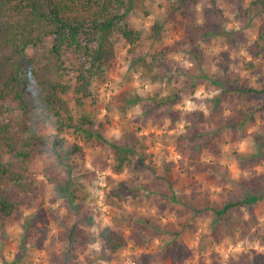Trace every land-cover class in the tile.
<instances>
[{
    "label": "rangeland",
    "instance_id": "374dc122",
    "mask_svg": "<svg viewBox=\"0 0 264 264\" xmlns=\"http://www.w3.org/2000/svg\"><path fill=\"white\" fill-rule=\"evenodd\" d=\"M252 1L201 0L187 15L175 10L176 0L126 1V23L141 38L129 45L115 34V67L93 77L85 110L109 142L136 150L133 165L115 174L109 146L43 126L51 142L60 137L81 151L68 153L70 175L57 157L66 149L31 155L33 191L13 220L0 221V264H61L67 251L72 264H264V202L235 211L241 225L234 231L209 211L179 219L185 209L172 199L195 196L221 207L264 188V94L237 92L264 89V13L248 17ZM78 61L67 54L65 81L72 85ZM212 80L226 81L227 100L217 104ZM174 94L170 105L152 101ZM66 98L75 110L73 96ZM10 106L8 118L15 119L17 106ZM67 181L78 198L74 211L58 190ZM77 223L81 236L70 247ZM106 227L123 235L124 249L105 250Z\"/></svg>",
    "mask_w": 264,
    "mask_h": 264
},
{
    "label": "trees",
    "instance_id": "16d2710c",
    "mask_svg": "<svg viewBox=\"0 0 264 264\" xmlns=\"http://www.w3.org/2000/svg\"><path fill=\"white\" fill-rule=\"evenodd\" d=\"M127 0H0V221H11L24 205L25 197L32 193L33 182L29 179L30 159L35 152L42 154L50 151L59 154L66 149L65 155H57L59 162L71 174L68 153L80 152L77 144L70 149L63 138L50 141L40 131L49 125L58 133L73 130L86 141L96 140L109 146L114 155L115 174H122L133 165L136 150L117 142H109L97 129V121L85 110L92 96L93 77L102 71H111L115 67L117 47L115 34H120L129 45L136 44L141 33L130 29L126 23L129 15ZM175 10L187 9L201 0H176ZM212 5L217 0H209ZM248 17L264 13V0H253L245 10ZM263 38V36H261ZM48 42L50 45H48ZM73 53L79 58L76 81L72 85L65 81L67 67L66 56ZM145 60H142L144 63ZM146 63V62H145ZM252 65V64H250ZM34 72L39 85V94L31 96L26 91L27 76ZM220 89L216 96L217 104L230 97L226 81L212 80ZM242 98L250 94H264V89L256 90L248 85L237 89ZM72 95L75 110L66 96ZM178 95L155 97L156 107L176 103ZM127 98L126 103L135 104V99ZM15 104L19 116L9 119ZM247 116L240 118L243 125ZM103 128V124H99ZM202 137H205L202 135ZM264 145L261 139L259 147ZM261 149V148H259ZM218 174V171H215ZM219 177H228L225 173ZM69 182H61L58 190L65 194L69 210L76 209L78 199L70 192ZM173 201L181 204L183 211L177 216L194 213L213 214L214 221L227 223L236 231L241 225L234 212L240 209H252L264 202V188L258 187L240 194L237 199L224 203L221 207L212 206L198 197ZM78 223L69 230L67 239L70 247L81 236ZM176 236L180 235L174 230ZM105 250L117 253L125 248L126 240L122 234L110 227L100 232ZM75 255L71 251L64 254L61 264H72Z\"/></svg>",
    "mask_w": 264,
    "mask_h": 264
},
{
    "label": "clouds",
    "instance_id": "9594fccd",
    "mask_svg": "<svg viewBox=\"0 0 264 264\" xmlns=\"http://www.w3.org/2000/svg\"><path fill=\"white\" fill-rule=\"evenodd\" d=\"M27 76L26 91L33 97L38 96L39 94V85L36 80V75L34 72H29Z\"/></svg>",
    "mask_w": 264,
    "mask_h": 264
}]
</instances>
